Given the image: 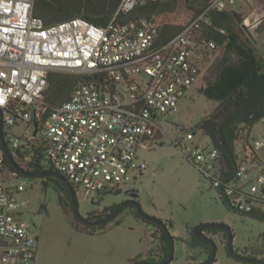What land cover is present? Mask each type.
Wrapping results in <instances>:
<instances>
[{
	"label": "built area",
	"instance_id": "2783aa9c",
	"mask_svg": "<svg viewBox=\"0 0 264 264\" xmlns=\"http://www.w3.org/2000/svg\"><path fill=\"white\" fill-rule=\"evenodd\" d=\"M35 0H0V109L8 147L17 151L32 139L54 170L86 197L118 195L148 168L140 150L161 143L163 121L180 110L202 76L203 65L218 49L203 30L210 12L232 8L238 0H210L208 8L181 32L162 42L160 27L141 19L122 23L145 0H122L105 27L83 18L46 26L33 16ZM221 33H224L221 30ZM52 71L90 77L57 108L37 135L16 136L14 129L38 121L39 104ZM34 133V127L32 130ZM188 133L176 147L210 181L230 209L264 212V142L241 143L237 168L223 170L215 148L190 146ZM0 151V264H34L38 237L20 210L26 190L21 177L7 172Z\"/></svg>",
	"mask_w": 264,
	"mask_h": 264
},
{
	"label": "rangeland",
	"instance_id": "374dc122",
	"mask_svg": "<svg viewBox=\"0 0 264 264\" xmlns=\"http://www.w3.org/2000/svg\"><path fill=\"white\" fill-rule=\"evenodd\" d=\"M229 10L248 12L243 0H238ZM240 18L243 19L241 15ZM190 19L192 13L184 6L174 15L158 18L161 22L178 24ZM243 32V37L247 36L244 29ZM250 39L264 52L263 38ZM222 53L223 49L218 48L206 61L200 82L190 89L179 112L163 121L165 135L161 143L149 150H140L139 156L147 161L148 168L138 182L128 185L118 195L86 197L77 193L83 217L126 200L138 201L146 214L163 221L173 235L175 258L171 264H199L208 258L204 249L193 248L190 244L193 242L191 231L200 224L229 226L234 236L233 248L239 254L252 257L264 252V222L229 210L210 181L204 179L176 147L177 141H182L188 133H195L194 140L188 144L211 149L210 139L198 129V124L215 110L216 103L205 98L200 89L205 87V77ZM25 130L29 131V137L33 134V126L20 124L14 129L23 142ZM251 140L264 142V120L253 128ZM237 153L242 157L241 145H238ZM262 156L264 158V148ZM22 181L26 190L19 197L20 210L38 237L34 264H134L149 257L160 260L159 241L152 237L159 230L138 217L133 207L126 208L105 228L87 229L75 221L55 178L24 177ZM117 221L120 225L115 224ZM205 234L217 245L213 264H243L228 255L221 233L208 231Z\"/></svg>",
	"mask_w": 264,
	"mask_h": 264
},
{
	"label": "trees",
	"instance_id": "16d2710c",
	"mask_svg": "<svg viewBox=\"0 0 264 264\" xmlns=\"http://www.w3.org/2000/svg\"><path fill=\"white\" fill-rule=\"evenodd\" d=\"M121 1L35 0L33 16L41 19L46 26L73 18H83L93 25L105 27L117 13ZM209 2L210 0H145L131 12L118 14V19L122 23L141 19L151 20L160 27L161 41L167 42L204 12ZM181 6L192 13V19L187 23L178 24L158 20L160 17L176 14ZM209 17L211 25L204 27V36L207 40L214 41L218 48H222L223 53L205 77V87L200 89V93L205 98L216 103V108L211 114L202 118L198 129L210 139L211 147L219 151L223 170L232 177L237 168L238 145L248 143L251 140L253 128L264 120V55L250 37H243L244 20L238 13L231 10L213 11L210 12ZM221 30L224 33H221ZM89 80L90 77L85 75L50 72L48 87L39 104V125L41 126L57 108L68 101L80 84ZM36 141L32 139V142L21 145L17 151L9 147L16 163L30 173L57 172L52 164L45 160L44 150L34 144ZM4 162L9 175L24 178L10 165L6 157H4ZM43 182L47 186V183ZM56 182L59 189L67 193V188L63 183L58 179ZM219 197L233 213L264 222V212L260 209L252 213L236 212L229 208L225 199ZM135 213L137 215V211ZM120 223L117 221L115 224L120 225ZM153 226L159 230V233H153L152 237L159 241L160 261H165L169 255L167 236L161 228ZM208 231L221 233L227 240L224 232ZM190 244L193 248L204 249L206 255L210 256V249L201 245L196 239L193 238ZM148 260L155 261V258L149 257Z\"/></svg>",
	"mask_w": 264,
	"mask_h": 264
},
{
	"label": "water",
	"instance_id": "95a60500",
	"mask_svg": "<svg viewBox=\"0 0 264 264\" xmlns=\"http://www.w3.org/2000/svg\"><path fill=\"white\" fill-rule=\"evenodd\" d=\"M243 29L246 31V33L249 35L251 38V35L249 31L247 30L246 25L243 23L242 24ZM33 127H34V137L37 135L38 130H39V122L34 119L33 120ZM0 147L4 153V156L10 163V165L22 176L26 178H49V177H54L61 181L65 187L67 188L69 195L71 197V202H72V208L73 212L76 216V218L81 221L84 224L87 225H100V224H107L109 220L117 216L123 208L126 206H132L137 210L138 216L143 219L145 222L155 225L159 228H161L168 239L169 243V255L167 260L164 262H150L146 260L138 261L134 264H171L174 261L175 258V242H174V237L168 230L167 226L163 221L160 219H157L155 217L149 216L146 214L140 203L136 200H126L122 202L116 209L115 211L104 217L101 221H91L87 219L86 217H83L80 213L79 209V203H78V198H77V193L75 192V189L73 186L67 181L66 178H64L62 175H60L57 172L54 171H46V172H41V173H30L22 169L15 161L12 152L10 151L8 144L6 142L4 133H3V111L0 109ZM208 230H213V231H219V232H224L227 235V244H226V250L228 255H230L232 258L237 260L240 263L243 264H264V259L256 258V257H251V256H246L243 254L237 253L234 248H233V232L231 228L225 224H220V223H208V224H200L197 227L193 229V237L203 246H206L210 249V256L209 258L199 264H213L216 260V255H217V245L215 244L214 240L210 237H208L205 232Z\"/></svg>",
	"mask_w": 264,
	"mask_h": 264
},
{
	"label": "crops",
	"instance_id": "0c3cea01",
	"mask_svg": "<svg viewBox=\"0 0 264 264\" xmlns=\"http://www.w3.org/2000/svg\"><path fill=\"white\" fill-rule=\"evenodd\" d=\"M243 4L244 8L248 10L247 14L239 12L236 13L241 15L245 21V25H248L247 30L254 41L260 38L264 39V0H243ZM247 36L249 37L248 34ZM257 48L260 50L258 46ZM260 51L264 55V52L262 50ZM261 158H263V156Z\"/></svg>",
	"mask_w": 264,
	"mask_h": 264
},
{
	"label": "flooded vegetation",
	"instance_id": "af4514ba",
	"mask_svg": "<svg viewBox=\"0 0 264 264\" xmlns=\"http://www.w3.org/2000/svg\"><path fill=\"white\" fill-rule=\"evenodd\" d=\"M56 179V178H55ZM64 185V184H63ZM65 186V185H64ZM64 195H65V197L67 198V204H68V206H69V208H70V211L73 213V217H74V219H75V221H77L78 223H80L82 226H84L85 228H87V229H98V228H101V227H103V226H106L109 222H111V221H113V220H115L118 216H120L123 212H124V210L126 209V208H128V207H132V206H126L125 208H123V210H121L120 211V213L117 215V216H115L114 218H112L111 220H109V222L107 223V224H100V225H87V224H84V223H82L81 221H79L77 218H76V216H75V214H74V212H73V208H72V202H71V197H70V195H69V192H68V190H67V193H64ZM121 203H119V204H115V205H113V206H109V209H107V208H103V209H101V210H99V211H97V212H93V213H91V214H88L87 216H85L87 219H89V220H91V221H101L104 217H106V216H108V215H110V214H112L114 211H115V209L120 205ZM134 208V207H133ZM135 209V208H134ZM137 211V210H136ZM138 215V214H137ZM206 232H208V231H206ZM205 232V233H206ZM191 234H192V237H193V231L191 232ZM207 235V234H206ZM194 238V237H193ZM195 239V238H194ZM226 244H227V240H226ZM252 257H256V258H260V259H264V252L263 253H261V254H259V255H252ZM209 258V257H208ZM207 258V259H208ZM206 259V260H207ZM143 260H146V261H150V260H148V258H145V259H143ZM205 260V261H206ZM142 261V260H141ZM204 261V262H205ZM150 262H164V261H160V260H155V261H150ZM203 263V262H202Z\"/></svg>",
	"mask_w": 264,
	"mask_h": 264
}]
</instances>
